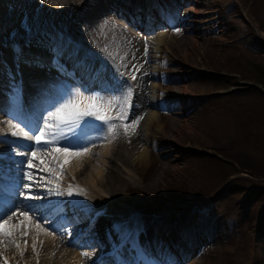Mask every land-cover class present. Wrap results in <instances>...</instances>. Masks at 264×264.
Segmentation results:
<instances>
[{
    "label": "rangeland",
    "instance_id": "obj_1",
    "mask_svg": "<svg viewBox=\"0 0 264 264\" xmlns=\"http://www.w3.org/2000/svg\"><path fill=\"white\" fill-rule=\"evenodd\" d=\"M64 1L57 0L58 3ZM159 1L175 21L159 28L168 35V51L156 61L158 72L153 82L158 88L156 96L165 100V103L156 110L159 118L158 123L151 127L152 137L151 143L148 144L147 158L142 163L132 164L133 161L128 162L123 156V161L132 171L134 184L129 190L121 187V190L116 191L123 182L119 183L120 179L116 178V175L113 176L114 178H109V181L111 182L112 179L113 182L107 185L110 191L113 190L109 193L113 195L110 199L115 201H111L112 206L131 210H133L132 205L136 206L135 217L139 218L145 230L150 228L149 236H144L145 240L152 239L150 235L154 236L153 239L157 238L156 236L163 232L165 226L171 225L168 230L169 243L172 245L169 246V243L163 241V252H168L173 257L175 255L178 258L175 257L176 264H264V0ZM166 1L168 4L171 2L179 11L169 6ZM21 2L15 5L13 11L3 8L0 14L4 16V21H0L2 48H0V59L4 56L7 59L13 46L31 44L49 35H54L56 40L68 36V29L70 30V25L67 23L70 13L68 8L65 12H58V16L56 13H50L51 18L44 23H37L41 18L31 17L32 14L24 9L26 2H23V6ZM31 6L32 3L28 7ZM8 12L18 14V17L10 18ZM16 19H19V24ZM17 28L19 32L24 30L23 35L17 33ZM176 28L180 31L177 32ZM7 29L11 32L6 31ZM120 29L123 34L136 33L130 28L120 27ZM7 33L9 35H6ZM157 34L158 31H153L154 37ZM76 46L80 48L78 43ZM90 47L96 52L94 59L99 67L102 66L101 63L113 70L125 66H122L123 62L109 61L99 45ZM81 50L85 51L82 47ZM5 79L6 77L3 78V82L6 81ZM97 87H93V93H98ZM51 106L41 109L28 107V111L31 109L35 111L29 113L38 119H36L37 126L43 125L42 116L46 117ZM2 108L4 107L1 106L0 114L4 116H0V130L3 131H0V146L2 145L0 150L3 147L6 151L9 147L14 149L13 152L16 154L18 151L24 153L38 147L34 143V147L28 150L27 146L21 145L22 138L9 134L15 130L8 124L9 120L19 125L20 131L26 129L6 115L7 113L14 117L15 113L6 109L4 111ZM39 113H41L40 117ZM127 118L122 121L110 120L112 124H117L114 131L118 133L115 134V138L123 140L119 142L122 149L132 148L128 145L130 144L128 140L132 139L134 143L141 141L140 133L133 134L139 123L125 132L124 124L128 122V125H131L130 123L138 121ZM95 122L96 133L100 138L96 143L97 151L101 153L105 141L100 127L105 122L99 120ZM100 123L101 125H98ZM4 137H14L15 142L20 146L12 144L13 139L5 140ZM97 151L95 149V153H90V165H87L78 178L83 184L96 170H102L107 166ZM53 152L52 148H49L38 153V160L35 161L38 167L35 168L34 174L38 176L36 180L48 176L50 183L56 181L53 177H61L63 184L59 181L60 187L65 190L67 184L72 181L69 177L73 171L68 169L74 162V165H78L76 164L78 162L79 168H83L86 155L81 156L82 159L80 156L69 158L68 164L64 167L65 172L61 173L58 168H52L50 176L42 169L57 160L56 156L59 154ZM2 157L0 161L4 164L2 167H5V163L10 159ZM61 158L59 155L60 161L64 159L62 155ZM40 160L44 161L43 165L39 163ZM115 161L122 164L118 159ZM68 165L71 167L69 168ZM102 165L104 167L100 168ZM121 174L125 177L124 173ZM47 198L51 206L53 198L51 195H47ZM52 207L57 206L52 205ZM68 210L67 208L66 211ZM64 212L62 209L54 214L49 222L56 221L57 215ZM69 212L71 214L74 212V216L79 218L76 221L68 218L73 231L75 227H86L82 215L77 214L75 209ZM36 215L40 216L41 212ZM12 222L14 223L15 219ZM177 224H181L182 228L178 229ZM43 227L48 228L51 234L54 233L50 226L45 224ZM85 229L84 235L89 236L92 227ZM19 230H13V241L17 240L15 238H18ZM77 235L75 234L74 241L77 239L81 243ZM10 241L5 239L0 243V248L9 246ZM165 245H168L167 248ZM92 247L95 250L98 245ZM72 249H76L74 244ZM9 254L12 252L0 250V264H2V256L9 257ZM155 259V264H162L157 258Z\"/></svg>",
    "mask_w": 264,
    "mask_h": 264
},
{
    "label": "bare ground",
    "instance_id": "obj_2",
    "mask_svg": "<svg viewBox=\"0 0 264 264\" xmlns=\"http://www.w3.org/2000/svg\"><path fill=\"white\" fill-rule=\"evenodd\" d=\"M16 1L18 0H0V14L4 10L3 8H7L9 10L12 9L11 11H13L15 5L22 1V6L23 2H26L24 9L28 13L32 14L30 16H39L43 20L39 19L37 20V23H44L45 20H48V18L52 17H50V13L57 14L58 12H65L68 8L70 10L67 22L70 25V30L68 29V36L72 40L70 41V39L67 38L68 36L66 38H63L62 40H56L54 38V35H49L47 38H39L38 40L31 42V44H25L18 47L13 46L12 49H10L11 51H9L10 55L7 54V59L4 58L5 56L0 59V113L2 106L4 108L10 107L11 109L23 114L22 111H27L29 109L28 107L40 108L52 101L59 102V100L70 94L72 90H78L86 97L92 94V88L90 85H93L86 82L91 81L92 83V81L94 80L98 84V93L101 96L105 97L106 100L113 97L120 98L113 101L112 108L107 113L108 115L115 117L121 110L120 106L124 104L123 98L127 97L129 103L124 106L123 110L126 112V117H128V120L138 119L139 126H137V128L135 127L136 129L133 134L140 133L141 143H134L135 141L132 142L131 139V141L128 140L130 142V144L128 145L132 148L122 149L119 142L123 140L115 138V134H117L118 132L108 130V124H112L110 120L107 123H103V121H101L103 125H101V123L98 125H101V127H99L102 129L104 135L103 141H105V147L102 148V152L99 153L97 151L98 144L96 143L100 141V138L95 132L96 122L93 117H86L85 120L89 121L90 123H88L87 126L84 127L83 131L87 135L85 137H82L81 141L85 146L89 148V152L84 154L86 156L82 155L86 157H83L84 160L86 159V163L83 168L80 166V169L79 163L77 162L76 164L78 165H74L75 162L71 160L74 163L72 167L68 165L69 168L71 167L68 170L73 171L71 172V176L69 177L72 179V181L71 183L69 182L70 184L66 183L68 186L78 185L79 188L83 190L80 192V194L68 196L66 194L68 188L67 187L64 190L65 194L60 196L51 195L53 198V203L51 204V206H49L51 202L49 203L50 200H48V198L46 200L25 201L24 198L20 196L16 197V199L14 198L13 201H10L11 197L9 196V194H0V214H3V209L6 208V205L11 206L12 204L19 205L22 210L24 209V205L26 204L36 206L43 205V212L44 214L48 215H50L49 209L52 208V205L57 206L59 209H64L65 211L64 213L57 215L58 218L56 219V221L47 223L49 226H53L55 234H51L48 231H44L43 228L37 227L36 221L34 220L25 221V224L29 226L27 228L21 227V231L19 230L17 234L18 238H15L17 239L15 242L20 245L19 249H17L15 247V244L12 243L13 240L10 241L9 246L5 245L6 248H4L3 246V248H0V250L4 249L5 251H9V253L12 252V254H9V257L2 256V264H4L3 257L7 259L8 264H97L96 262H93L94 260L90 255L91 252H89L94 245H98V249H100L98 251V254H103L99 257L98 260L100 264L107 262V260L109 259V261L112 262L111 264H152L150 258L151 255H162L161 252H163V241L169 243L170 233L168 228H170L171 225L165 226L163 232L158 233L160 237L158 239L161 241H158L157 243V241H154V239L150 240V244L155 245V247L157 248L156 251L150 250V257L144 255L141 250H136V247L133 243H138V241L142 240L145 235L149 236L150 228L145 230L140 223L139 218L137 219L135 217L137 215L135 205H132L133 210L129 208L126 209L125 207H122V209H118L116 207V209L114 206H112V203L115 201H113L112 198L110 199V197L113 195H110L109 193H111V191L113 190L110 191V188L107 187V185L108 183L112 182V179H110V182L109 178H114L113 176L116 175L115 177H118L120 179L119 183L123 182V185H120L118 189L116 188V191L121 190V187H123V189L127 188L129 190V187L134 184L132 178L133 175L132 171L128 169L125 161H123V156L128 160V162L133 161V164L134 162L142 163L149 154L148 144L151 143V127H154L155 124L158 123L159 118L156 110L160 105L163 106L165 103V100H161L160 98H158V96H156V90L158 88L153 82L156 80L158 72L156 61L168 51V35L163 31V29L159 28H161L160 25L164 26L168 23H174L175 21L171 19L169 11L163 4H161L159 0H63L64 2H57L58 4L62 5V7L56 6V4L53 3H49L48 0ZM166 2L168 4V1ZM31 3L32 6L31 8H29L28 6H30ZM168 5L172 6L171 2ZM172 8L174 7L172 6ZM109 10L113 11V13L111 14ZM8 13H10V18L18 17V14L15 15L13 12ZM56 16H58V14ZM3 17L2 15H0V21L2 22L4 21ZM124 18L128 19V22L130 25H132V27L141 29L144 34L139 36L135 33L133 35L131 34V32L130 34H123L120 31V27H122V29H129L127 26L126 28L125 26L120 24L121 20ZM16 20H18L19 24V19ZM25 23L27 24V21ZM102 28L103 34H101L100 31ZM29 29L30 28H28V31ZM154 30L158 31V34L155 37L153 35ZM6 31H9V29H7ZM23 31L24 30H22V32ZM14 32L16 33V31ZM22 32H19V29L17 31V33L19 34H22ZM6 35L9 34L7 33ZM24 35L28 36L26 34ZM12 37H14V35ZM77 43L80 48L76 46ZM96 44L100 47H103L105 44L109 45V50L111 52H113L114 54L118 52L119 56L122 57V59H116V61L118 63L123 62L122 66H125L120 68L119 70H113L109 68L108 65L101 63L102 66L99 67L96 64V60L94 59V54H96V52L90 47ZM81 47L84 48L85 51L81 50ZM55 50H58L56 54L59 56L60 64L63 65L61 72H57L51 67V64L49 63V51ZM20 52H22L23 55H20ZM36 54L43 55V59L46 64V67L44 69H39L28 65V61ZM93 69H99V72H93ZM3 72L5 73V75ZM82 75L86 76L88 80L85 79ZM133 76L135 77V79L132 78ZM4 77H6L5 82H3ZM14 84L19 86L20 90L18 96L13 95ZM26 100H28L29 103H27L29 105L24 104V101ZM83 103L87 104L88 101L84 100ZM54 104L52 103L51 105ZM30 111L32 113L33 109H31ZM25 113H27L29 116L28 112H24V114ZM1 115L3 114H0V116ZM113 120L117 121L119 119ZM128 120H126V122ZM15 121L17 122L18 120ZM31 121L33 120L31 119L28 122L26 120V123L24 124L27 127H32L34 121L33 123H31ZM126 124H128V122ZM130 124L132 125L133 123ZM19 137L23 139L20 140L21 145L27 146L29 148L28 150H30V147H34V141H30L22 135ZM4 139L14 140V137H4ZM17 142L19 141L17 140ZM11 143L17 145L18 147L20 146L15 142V140ZM60 144H65V141L62 140ZM122 144L126 145V143L124 142H122ZM8 148L6 151H4L3 147L2 150H0V158H3L2 156H4L10 159L8 163H5V167H2L4 164L1 163L2 161H0V175L3 178L2 180H0V190H4L5 193L18 194L19 191L23 190L22 184L28 183L27 180L23 179V173L25 171H28V169L25 167L26 158L18 154L22 152L18 151L16 152V154H14V149ZM95 149L100 154V157L104 159L107 166L104 167V165H102L100 168H104L102 170H96V172L91 174L88 180H86V182H84L83 184L78 178L83 174V170H85V168L89 164L91 160V158H89V155L90 153H95ZM116 159H118V161L122 164L117 163L115 161ZM73 168L74 170H72ZM65 170L66 169H64V172ZM31 171L34 174L35 169H32ZM104 171L106 172L103 176ZM119 173H124L125 177L121 176L122 174L120 175ZM34 176L35 178L38 177L35 174ZM59 178V181L61 182V177ZM106 178H108V180ZM59 181H52L53 183H50V186L51 184L55 185L59 183ZM34 189L35 193L43 195L44 191L42 188H38L34 185ZM5 203L7 204L5 205ZM142 205L144 204H141V206ZM137 207H139V205ZM67 208L69 209L68 211H66ZM74 209L77 211V214L82 215V218H84L83 216L86 217L87 228L92 227V231L89 235L90 240L92 239V241H86L83 244V247H79V245H76V249H72V246L74 244V236L75 234H77V232L75 229L74 231L73 229H71L69 222L67 221L68 218H74V220L79 219L75 218L76 216H74V212H72V214L69 212L70 210ZM17 216H19V213H17ZM13 219L16 220V217H14ZM177 228L181 229L182 225L177 224ZM85 230L86 229H83L81 233H83ZM24 232H27L26 236L23 234ZM71 232H73V234ZM81 233H79V235H81ZM163 235H165L166 237H163ZM150 236L154 237L152 235ZM121 238L126 239V249H122L118 246ZM113 239L115 243L112 242ZM25 241H27L26 244ZM111 242L113 243V246L106 247L107 243L110 244ZM33 245H35V250L33 248ZM168 245L171 246L172 244L169 243ZM128 246L130 247L129 249ZM121 251L123 252L120 253ZM21 252H23L22 256L20 254ZM82 252H88L89 256H82ZM132 252L135 255L134 257H131Z\"/></svg>",
    "mask_w": 264,
    "mask_h": 264
},
{
    "label": "snow or ice",
    "instance_id": "obj_3",
    "mask_svg": "<svg viewBox=\"0 0 264 264\" xmlns=\"http://www.w3.org/2000/svg\"><path fill=\"white\" fill-rule=\"evenodd\" d=\"M49 3L56 4V6L62 7V5L57 3V0H48ZM177 32L180 31L179 28L175 29ZM103 34V28L100 30ZM58 50L49 51V63L51 67L57 72H61L63 65L59 62V56L56 54ZM101 51L105 53L106 58L109 61L115 62L116 59H122L119 56L118 52L113 53L109 50V45L105 44ZM23 55L22 52L19 53ZM28 65L31 67L44 69L46 64L43 59L42 54L34 55L29 61ZM93 72H99V69H93ZM63 74V73H62ZM135 79V77H132ZM14 79V78H13ZM19 86H13V95L18 96ZM115 99H120L117 97L109 98L106 100L105 97L101 96L99 93L90 94L88 96H83L78 90L71 92L62 98L59 102L52 105L51 108L47 111L46 117L42 116L43 125L37 126L34 132L29 131H20L19 125L13 124L12 120L8 121V124L12 126L13 130L11 132L12 136H23L30 141H34L35 145L38 146L31 151L24 153H18L26 158L25 167L28 171L23 173V179L27 180L28 183L22 184V191H19L18 195L22 196L25 201L31 200H46L47 195H63L65 194L64 190L61 189L59 183L50 186L48 176L42 177L41 180H36L32 169L38 167L36 160H38V153L43 152L49 148L55 153L62 155L64 159L51 162L49 165L45 166L42 170L47 172L49 175L52 173V168H58V170L63 173L65 165L68 164L69 158L79 157L89 152V148L85 146L81 141L82 137H85L87 134L84 133L83 129L87 126L89 121H86V117H93L95 120L103 121L107 123L111 119H126V112L123 110L124 106L129 103L127 97H124V104L121 105V110L117 113L115 117L108 115V111L112 108L113 101ZM83 100H87L88 103L84 104ZM139 121L133 122V125L124 124L123 127L125 132L128 131L129 127L138 124ZM116 125L108 124V130L114 131ZM65 141L63 146L60 145L61 141ZM41 165L44 164L43 160H40ZM59 181V177H53ZM43 181V183H41ZM34 185L38 188H42L45 195H37L35 193ZM83 191L79 188L78 185L73 186L69 185L66 191L68 196L74 194H80ZM44 206H36L31 204L24 205L22 210L19 205L12 204L6 208V211L3 214H0V243H3L5 239L12 240L13 230H19L21 227L27 228L29 225L25 224V221H36V226L43 228L44 231H49L48 228L43 227L51 219L53 215L62 211L58 207H52L49 209L50 215L45 216L41 211ZM36 212H41L40 216L36 215ZM19 213V216H17ZM16 217L15 222L13 223V218ZM23 218V219H21ZM25 236L27 232L23 233ZM15 244V247L19 249L20 245L15 241H12ZM27 241H25V244ZM35 250V245H33ZM21 256L23 252L20 253ZM82 256H89L88 252H82ZM4 264H8L7 259L4 258Z\"/></svg>",
    "mask_w": 264,
    "mask_h": 264
},
{
    "label": "trees",
    "instance_id": "obj_4",
    "mask_svg": "<svg viewBox=\"0 0 264 264\" xmlns=\"http://www.w3.org/2000/svg\"><path fill=\"white\" fill-rule=\"evenodd\" d=\"M255 43H256V42H255ZM258 43H259V41H258ZM253 47H254V45H253ZM249 62H250V61H249ZM254 66H255V65H254ZM254 66H253V67H254ZM247 78L250 79L249 77H247ZM250 80H254V79H250ZM245 171H247V170L245 169Z\"/></svg>",
    "mask_w": 264,
    "mask_h": 264
}]
</instances>
